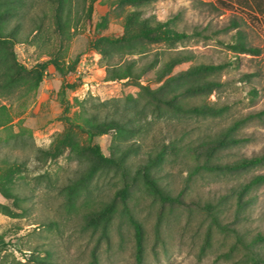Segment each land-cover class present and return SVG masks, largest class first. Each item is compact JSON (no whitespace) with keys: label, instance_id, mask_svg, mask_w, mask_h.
<instances>
[{"label":"rangeland","instance_id":"1","mask_svg":"<svg viewBox=\"0 0 264 264\" xmlns=\"http://www.w3.org/2000/svg\"><path fill=\"white\" fill-rule=\"evenodd\" d=\"M31 12L46 13L41 29L30 32L26 17L20 39L28 38L14 52L27 69L44 63L42 80L23 95H0V264H136L138 243L140 264H264V181L242 189L264 174V160L235 171L201 166L264 155L258 117L236 129L246 141L211 150L236 119L264 107V0H73L62 29L47 0ZM140 18L168 20L186 37L142 40L144 53L126 54L102 39L133 33ZM237 30L256 53L229 47ZM177 50L192 57L161 72ZM110 58L155 64L137 77L107 80L103 63ZM200 64L221 66L187 72ZM168 77L176 78L181 104L225 110L171 111L152 95L168 93ZM184 78L213 84L189 91L179 88ZM150 103L163 114L137 111ZM112 116L134 117L139 127L120 139L114 128L89 139L90 123ZM95 144L116 162L124 158L125 167L98 158ZM161 149L150 172L176 201L154 195L138 173ZM127 211L139 224V241Z\"/></svg>","mask_w":264,"mask_h":264},{"label":"trees","instance_id":"2","mask_svg":"<svg viewBox=\"0 0 264 264\" xmlns=\"http://www.w3.org/2000/svg\"><path fill=\"white\" fill-rule=\"evenodd\" d=\"M130 4H135L139 2H146L148 0H123ZM50 4L53 11L54 22L57 28L62 29L66 26L71 18V6L73 0H47ZM38 0H0V95L4 97L12 98L14 95L25 94L29 90H33L38 87L43 76V67L44 63L38 64L40 69H27L22 65L15 56L14 44L18 41H25L28 38V35L25 38H21V32L24 26L26 17H29L32 22V27L30 32L36 33L41 29V23L43 17L46 16L45 12H42V15L37 16L34 13H30V10L35 8ZM41 16V17H40ZM130 19H132L130 17ZM233 26H236V22H231ZM137 28L133 33L128 35H123L121 37H103L102 39L107 40L110 44H115L121 49V53H132L137 51L138 53H144V50L141 48L142 40L151 41V42H160L163 40H182L186 37L184 32L178 31L175 28L169 26V21H151L148 18H140L137 23ZM238 38L235 42L230 43L229 47L235 51L241 53H256L257 50L255 47L247 45V43L242 39V35L239 31ZM103 50L101 53L103 54ZM106 54V53H104ZM192 55L183 50H177L172 55H169L167 60L163 62L162 67L160 68L161 72L168 70L171 66L176 63H180L184 60L190 59ZM155 62L159 60L158 56L155 57ZM109 61H105L103 66L106 70L107 80L121 79L123 77H137L141 72H144L147 68L152 67L155 62L150 63L148 66L144 65L138 67L135 63V59H124L121 62H112L111 58ZM51 62L55 63V60L51 59ZM221 65L213 64H200L190 67L188 73L194 74L202 70L214 71L219 68ZM175 77H168L165 81L164 87L168 90V93L161 96L156 93L152 94L155 99L160 101V103L165 104L171 109V111L180 112L183 114H195V115H217L225 108H218L213 106L206 105H189L185 106L177 101L181 91L177 88V82ZM189 80V81H188ZM192 79H182V82L179 83V88L185 86L189 91H199L204 88L205 85H211L213 82H200V81H190ZM20 92V93H19ZM255 94V90L251 91ZM20 96V95H19ZM149 109L146 104L142 106L141 111L137 109L139 113L146 112L153 116H160L163 114L162 108L158 104H149ZM148 110V111H147ZM136 112V111H135ZM136 112V113H138ZM258 117L259 119H264V107L254 113H249L244 117L236 119L225 131L221 132L214 140L211 150H215L218 147H226L232 144H238L247 140L246 137H237L235 135L236 129L241 126L245 121L250 118ZM96 122V118L90 117ZM88 119V120H90ZM134 117H107L103 122L98 121V123H90L86 128L89 139H91L96 134H102L107 131L108 128H114L116 131V137L118 139L125 136L126 133L136 132L139 127V121L134 122ZM101 124H104L105 128L100 129ZM94 126V127H93ZM91 151L101 160L109 163L116 164L118 166H125L124 158H121L119 162H116L112 157H107L101 153L98 145L90 146ZM165 153L164 149L159 150L154 157L149 156L146 163L141 165L138 173L141 176L142 182L145 187L151 191L154 195L158 196L161 200L176 201L178 200L177 196H172L169 193L165 192L164 189L159 185L158 181L152 176L150 169L152 164L162 160ZM264 160V155L251 156V157H241L234 161L230 162H210L206 160L201 166L207 170H223V171H235L241 168L253 166L262 163ZM264 181V174H257L253 176L247 183H245L242 189L248 190L251 186L259 184ZM6 194V193H3ZM6 196V195H4ZM7 197V196H6ZM127 216L129 220L133 223L135 227V234L137 241L140 237V227L137 221L128 213ZM212 220L219 225L217 216L211 215ZM136 264H140L141 256L139 250V243L136 250Z\"/></svg>","mask_w":264,"mask_h":264}]
</instances>
